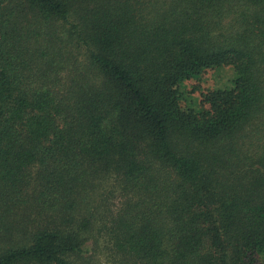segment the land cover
<instances>
[{"label":"trees","instance_id":"16d2710c","mask_svg":"<svg viewBox=\"0 0 264 264\" xmlns=\"http://www.w3.org/2000/svg\"><path fill=\"white\" fill-rule=\"evenodd\" d=\"M0 264H264V0H0Z\"/></svg>","mask_w":264,"mask_h":264},{"label":"rangeland","instance_id":"374dc122","mask_svg":"<svg viewBox=\"0 0 264 264\" xmlns=\"http://www.w3.org/2000/svg\"><path fill=\"white\" fill-rule=\"evenodd\" d=\"M227 79H229V75L228 73H217L216 72L211 75V72H209L208 76H204V78H202L200 85L202 86V88H209V87H214V88H218L223 86L227 81Z\"/></svg>","mask_w":264,"mask_h":264}]
</instances>
